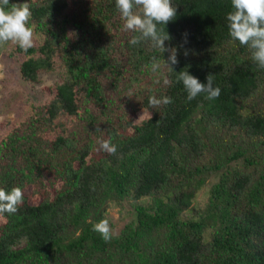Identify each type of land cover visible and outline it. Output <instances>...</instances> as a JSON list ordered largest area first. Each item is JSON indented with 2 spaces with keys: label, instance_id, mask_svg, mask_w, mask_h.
I'll list each match as a JSON object with an SVG mask.
<instances>
[{
  "label": "trees",
  "instance_id": "trees-1",
  "mask_svg": "<svg viewBox=\"0 0 264 264\" xmlns=\"http://www.w3.org/2000/svg\"><path fill=\"white\" fill-rule=\"evenodd\" d=\"M11 3L32 12L34 45L16 46L23 79L58 66L62 77L0 136V188L24 191L17 213L1 216L0 264H264V68L230 37L231 0H172L165 46L179 62L157 73L152 58L169 53L131 45L138 34L115 0ZM186 70L202 83L212 74L220 96L189 101L177 80ZM151 95L172 103L149 109ZM143 109L151 119L135 122ZM124 200L136 223L105 242L93 225Z\"/></svg>",
  "mask_w": 264,
  "mask_h": 264
},
{
  "label": "clouds",
  "instance_id": "clouds-1",
  "mask_svg": "<svg viewBox=\"0 0 264 264\" xmlns=\"http://www.w3.org/2000/svg\"><path fill=\"white\" fill-rule=\"evenodd\" d=\"M121 18L125 21L124 29L138 35L132 36L129 43L138 45L142 40H150L152 47L162 54L168 52V59L163 61L152 58L151 70L159 72L163 67L173 71V65L178 64V50L175 47H166L165 41L171 39L165 30V25L176 18L177 9L172 0H115ZM233 11L227 14L229 34L233 40L239 41L251 50V58L259 68H264V0H231ZM139 9V11H137ZM32 12L27 3L15 4L10 0H0V45L9 41L16 43L22 50L27 51L34 45V31L29 26ZM163 25V27H158ZM185 35V43L187 42ZM189 54L186 49L183 53ZM207 82L202 83L187 70L177 73V80L183 83L187 91V99L191 101L204 93L205 99L215 100L220 96L221 89L214 87V77L207 76ZM159 83V79L155 81ZM167 85L168 79H164ZM149 91H152L149 89ZM172 103V98L163 96L157 98L151 95L148 100L149 109H156L161 105ZM143 109V114L145 113ZM148 116L151 119L149 110ZM140 116V117H141ZM100 148L110 155L116 153V145L109 140L101 141ZM24 191L21 187H13L10 191L0 188V216L4 213L15 214L23 203ZM93 231L100 234L105 242H109L115 235L109 220L101 219L93 225Z\"/></svg>",
  "mask_w": 264,
  "mask_h": 264
},
{
  "label": "rangeland",
  "instance_id": "rangeland-1",
  "mask_svg": "<svg viewBox=\"0 0 264 264\" xmlns=\"http://www.w3.org/2000/svg\"><path fill=\"white\" fill-rule=\"evenodd\" d=\"M16 46V43L9 41L2 46L0 53V136H4L10 131L33 105L49 101L52 98L50 88L61 82L62 77L61 68L58 66L53 71L41 72L39 81L35 83L23 79L20 73V64L25 56L16 50ZM142 114L143 110L133 113L134 121L141 122L149 117L147 110L143 116H141ZM214 182V179H210L206 183L198 201L202 202L205 199L207 191ZM58 185L59 183L51 189L54 190ZM27 193L31 201H37L42 197V194L37 192L34 186L29 187ZM184 217L188 218L190 214L185 212ZM106 218L115 235H118L127 225L136 223L137 211L132 201L124 200L120 204L110 206ZM2 223L3 218L0 216V225Z\"/></svg>",
  "mask_w": 264,
  "mask_h": 264
}]
</instances>
